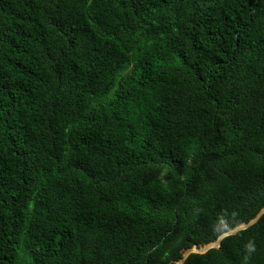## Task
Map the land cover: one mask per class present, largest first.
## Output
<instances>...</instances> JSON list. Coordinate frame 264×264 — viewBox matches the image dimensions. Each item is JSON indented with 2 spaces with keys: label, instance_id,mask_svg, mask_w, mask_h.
<instances>
[{
  "label": "trees",
  "instance_id": "1",
  "mask_svg": "<svg viewBox=\"0 0 264 264\" xmlns=\"http://www.w3.org/2000/svg\"><path fill=\"white\" fill-rule=\"evenodd\" d=\"M262 209L264 0H0V264H176ZM181 264H264V212Z\"/></svg>",
  "mask_w": 264,
  "mask_h": 264
},
{
  "label": "water",
  "instance_id": "2",
  "mask_svg": "<svg viewBox=\"0 0 264 264\" xmlns=\"http://www.w3.org/2000/svg\"><path fill=\"white\" fill-rule=\"evenodd\" d=\"M263 212H264V209H262V210H261V211H260V212H259L254 218H252V219H251L250 221H248L247 223H243V224H241V225L235 227L234 229H231V230H229V231H226V232L222 233V234L218 237V239H217L215 242L205 244V245H203L201 248H198V249H197L196 247H193V248L187 250V251L185 252L183 258H182L180 261H178L176 264H181L182 261H183V259L186 257V255H187L189 252H192V251H200V252H204V251H206L207 249H209L210 247H218V246L220 245V243H221V239H222L225 235H227V234H231V233H235L237 230H239V229H241V228H245V227H247L248 225L252 224L253 222H255V221L259 218V216H260ZM200 249H201V250H200Z\"/></svg>",
  "mask_w": 264,
  "mask_h": 264
},
{
  "label": "clouds",
  "instance_id": "3",
  "mask_svg": "<svg viewBox=\"0 0 264 264\" xmlns=\"http://www.w3.org/2000/svg\"><path fill=\"white\" fill-rule=\"evenodd\" d=\"M245 249H246V252L249 253V254L255 252V251H256L255 242H254V241H249V242L245 245Z\"/></svg>",
  "mask_w": 264,
  "mask_h": 264
},
{
  "label": "rangeland",
  "instance_id": "4",
  "mask_svg": "<svg viewBox=\"0 0 264 264\" xmlns=\"http://www.w3.org/2000/svg\"><path fill=\"white\" fill-rule=\"evenodd\" d=\"M201 250V249H200Z\"/></svg>",
  "mask_w": 264,
  "mask_h": 264
}]
</instances>
